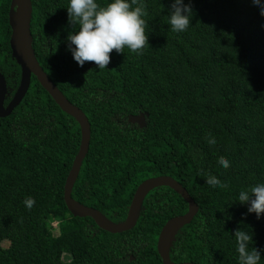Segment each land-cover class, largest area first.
Instances as JSON below:
<instances>
[{"label":"trees","instance_id":"obj_1","mask_svg":"<svg viewBox=\"0 0 264 264\" xmlns=\"http://www.w3.org/2000/svg\"><path fill=\"white\" fill-rule=\"evenodd\" d=\"M234 1L184 0L193 10L192 23L177 33L167 24L172 0H137L145 10L148 44L142 54L113 50L99 70L91 61L79 66L68 50V0H32L37 58L91 120L90 147L72 196L120 222L143 180L171 175L199 205L171 247L176 263L238 264L233 234L241 228L252 233L250 246L261 251L264 264V215L257 219L247 205L233 202L241 189L264 182V16L250 13L249 25L237 27L233 13L245 16L236 11L248 5ZM10 5L0 0L4 106L21 78L10 47ZM216 19L222 24L212 27ZM206 110L219 116L212 127ZM140 111L150 114L145 127L128 121ZM232 114L247 116L234 149L231 135L218 132ZM211 138L215 144L208 143ZM80 139L76 119L35 76L20 104L0 117V264H163L157 250L161 228L187 212L188 204L169 187L155 188L137 224L121 233L73 216L64 185ZM221 157L230 162L227 169L218 165ZM208 175L228 187L213 189ZM29 197L35 201L31 208L24 204Z\"/></svg>","mask_w":264,"mask_h":264},{"label":"clouds","instance_id":"obj_2","mask_svg":"<svg viewBox=\"0 0 264 264\" xmlns=\"http://www.w3.org/2000/svg\"><path fill=\"white\" fill-rule=\"evenodd\" d=\"M232 1H234V0H232ZM234 2L241 3L242 5H248V7H242L238 11H236V12L244 14L245 16L233 13L236 18L235 17H232V18L237 23V27H241L242 25H244V26L249 25V23L252 20L251 17L249 16L250 13L256 14L259 12V14L261 16H264V0H244V1L243 0H236ZM32 4H33V2H32ZM10 7H11V5H10ZM66 8H67V13H68L69 23L73 25V30L71 32H69V34L67 36V47H68V50L71 52L74 61L77 62V64L81 67L84 66L85 62L91 61V62L95 63V65L97 66V68L99 70L105 69L110 62V59H111L110 53H112L113 50H115L117 53H121V52H124L125 48H127L132 53L142 54V50L144 49L145 45L148 44V34L146 35V33H145L146 22H145V19L143 18L145 16V10H144L143 4L138 5L137 0H106V3L103 5H101L98 2V0H68V5ZM192 12H193V10H192L190 4H185L184 0H172L171 6L169 9V16H168L167 24L171 27V29L174 32H177V33L183 32L189 27L190 23H192L191 22V20H192L191 13ZM224 13L228 14L227 12H224ZM221 24H222V21L216 19V21L214 22L212 27L221 26ZM10 47H11V45H10ZM34 50H35V48H34ZM35 53H36V51H35ZM39 64H40V62H39ZM20 67H21V65H20ZM41 67L43 68L42 65H41ZM43 70L45 71L44 68H43ZM47 75H48V78L51 80L50 75L48 73H47ZM32 76H35V75H32ZM32 76H31L30 85L32 82ZM21 78H22V67H21ZM21 78H20V83H21ZM5 79H6V77H5ZM6 82H7V80H6ZM52 83H53V81H52ZM19 86H20V84H19ZM19 86L17 87V89L19 88ZM56 86L58 87V85H56ZM7 87H8V83H7ZM29 88H30V86H29ZM29 88H28V90H29ZM262 88H264V83H263L261 89ZM28 90H27V92H28ZM14 94H13V96H14ZM72 104H73V106L80 109L84 113L86 122L90 126V141H91L92 129H91L90 117L82 108H80L79 106H77L74 103H72ZM237 108H238V106H237ZM232 116L233 117H229V118L225 119L224 121H221L219 128H218V132H226V133H229L231 135L230 145L234 149L236 144H237V135L239 133H241L240 126H242L245 129V122L247 120V116L245 114H240V115H233L232 114ZM72 117H74L79 124L80 133H81V139H80V144H81V141H82L81 122L77 117H75V116H72ZM149 119H150L149 112H143V111L137 112L136 114H132L128 117V121L130 123L136 124L140 127H145L147 124H149ZM218 120H219V116L217 114H213V112L209 113L206 110V124L208 127H212ZM90 141H89V147H90ZM215 142L216 141L214 138H211L208 140V143L210 145L215 144ZM79 149H80V145H79ZM88 151H89V148H88ZM78 152H79V150H78ZM78 152L76 153V155L78 154ZM76 155H75V157H76ZM75 157H74V159H75ZM85 157H84V159H85ZM73 162H74V160H73ZM218 165L227 169L230 166V162L227 159L221 157L218 160ZM71 168H72V166H71ZM78 176H79V174H78ZM158 176H170V177H172L169 174H161V175H156V176H152L149 178L158 177ZM149 178H146V179H149ZM172 178L175 179L174 177H172ZM145 180H143V181H145ZM175 180L178 181L177 179H175ZM206 184H208L213 189L227 188L228 187L227 183L221 182L217 177L212 176V175L206 176ZM162 186L169 187L166 185H162ZM162 186H158V187H162ZM158 187H156V188H158ZM183 187L185 188V186H183ZM169 188L172 189L171 187H169ZM72 190H73V188H72ZM64 191H65V185H64ZM173 191L176 192L175 190H173ZM186 191L188 192L187 189H186ZM178 195L181 196L180 194H178ZM189 195L191 196L190 193H189ZM133 196H134V194H133ZM132 199H133V197H132ZM193 200L195 201L194 198H193ZM236 201H238L241 204L247 205V212L248 213H255L257 219H259L262 215H264V182H258V183H255V184L249 186V187L241 189L238 192L236 200L233 202H236ZM131 202H132V200H131ZM131 202H130V205H131ZM34 203H35V201L31 197L27 198L24 201V204L27 208H31L34 205ZM130 205L128 207V211H129ZM197 205H198V203H197ZM85 206H87V205H85ZM87 207H89V206H87ZM90 208H92V207H90ZM188 208H189V206H188ZM198 208H199V205H198ZM94 209H96V208H94ZM96 210H98V209H96ZM128 211H127V215H126L125 219L123 221H120V222H115V221L111 220L109 217H107L104 213L103 214L109 220H111L115 223H123L128 216ZM198 211H199V209H198ZM198 211H197V213H198ZM70 213H71V211H70ZM180 215H183V214H180ZM177 216H179V215H177ZM75 217H80V216H75ZM86 217H89V216H86ZM173 217H175V216H173ZM173 217H171V218H173ZM138 219H139V217H138ZM138 219H137V221H138ZM52 224L54 226V229L55 228L58 229V232L55 233L58 235V233H59V222L54 221ZM136 224H137V222H136ZM100 228H102V227H100ZM132 228H130V229H132ZM162 228H161V230H162ZM181 228H180V230H181ZM130 229H127V230H130ZM127 230H124V231H127ZM106 231L110 232L108 230H106ZM124 231H122V232H124ZM178 232H177V234H178ZM110 233H113V232H110ZM115 233H121V232H115ZM176 235H175V238H176ZM233 236L235 238V245H236L235 250L238 254V264H260L261 251L255 247L250 246L251 242L253 241L252 233L239 228V229L235 230ZM158 238H159V236H158ZM175 238H174V240H175ZM174 240H173V242H174ZM157 244H158V241H157ZM172 245H173V243H172ZM172 245H171V247H172ZM157 250H158V247H157ZM170 258H171V250H170ZM162 262H163V260H162ZM179 263H182V262H179ZM192 263H196V262H192ZM198 264H201V263H198Z\"/></svg>","mask_w":264,"mask_h":264},{"label":"water","instance_id":"obj_3","mask_svg":"<svg viewBox=\"0 0 264 264\" xmlns=\"http://www.w3.org/2000/svg\"><path fill=\"white\" fill-rule=\"evenodd\" d=\"M33 14L32 0H11L9 21L12 28L10 45L13 57L22 67L21 83L7 106H4L7 97V82L0 72V117L10 114L18 106L26 95L30 86L31 76L35 75L40 84L51 94L53 99L66 113L77 117L82 126V141L72 168L69 171L65 183L64 199L68 209L74 216L92 217L96 223L110 232H122L132 228L139 217L140 209L146 195L154 188L166 185L180 194L188 203V211L169 219L163 226L158 238V252L164 264H198L192 262L175 263L170 258V250L175 235L185 224L192 221L198 211V205L189 195L186 189L170 176H158L146 179L136 189L126 220L123 223H115L109 220L103 213L94 208L87 207L72 197V188L80 172L82 162L86 156L90 141V126L87 124L84 113L73 106L59 88L48 78L37 59L31 33V21Z\"/></svg>","mask_w":264,"mask_h":264},{"label":"rangeland","instance_id":"obj_4","mask_svg":"<svg viewBox=\"0 0 264 264\" xmlns=\"http://www.w3.org/2000/svg\"><path fill=\"white\" fill-rule=\"evenodd\" d=\"M57 232H58V229L55 228V229H54V233H57ZM3 245H4V246H8L9 244H8V242L5 241V242L3 243Z\"/></svg>","mask_w":264,"mask_h":264},{"label":"bare ground","instance_id":"obj_5","mask_svg":"<svg viewBox=\"0 0 264 264\" xmlns=\"http://www.w3.org/2000/svg\"><path fill=\"white\" fill-rule=\"evenodd\" d=\"M67 98V97H66Z\"/></svg>","mask_w":264,"mask_h":264}]
</instances>
